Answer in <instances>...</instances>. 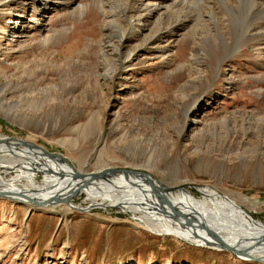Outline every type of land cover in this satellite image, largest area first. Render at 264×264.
Instances as JSON below:
<instances>
[{
	"label": "rangeland",
	"instance_id": "obj_1",
	"mask_svg": "<svg viewBox=\"0 0 264 264\" xmlns=\"http://www.w3.org/2000/svg\"><path fill=\"white\" fill-rule=\"evenodd\" d=\"M63 2L0 0V135L33 136L31 142L62 153L79 173L133 168L182 185L195 197L215 191L264 228V138L254 127L242 132L231 125L243 122L240 111L252 115L254 126L264 116V19H256L251 0H232L234 10L222 2L228 12L214 20L227 26L220 36L212 24L215 40L200 35L203 0H166L165 6L189 8L174 18L192 17L194 31L184 27L162 38L159 50L145 47L147 34L162 25L156 17L143 18L145 28L120 48L134 51L127 68L103 45L109 28L104 10L124 8L122 16L114 15L120 20L112 30L120 32L142 3L155 0ZM234 37L237 47L222 59L224 40ZM192 69L200 71L192 76ZM196 75L202 77L198 90L185 97L178 89L193 87ZM225 118L242 148L232 142L204 153L199 168L196 153L206 145L201 133L222 132L227 121L201 130L203 123ZM237 149L245 154L234 156ZM2 160L1 176L20 174ZM39 173L37 182L51 183ZM66 200L39 208L0 197V264H264L202 246L179 227L171 234L151 230L126 205L91 206L85 192L69 193Z\"/></svg>",
	"mask_w": 264,
	"mask_h": 264
},
{
	"label": "bare ground",
	"instance_id": "obj_2",
	"mask_svg": "<svg viewBox=\"0 0 264 264\" xmlns=\"http://www.w3.org/2000/svg\"><path fill=\"white\" fill-rule=\"evenodd\" d=\"M54 1L63 2L64 0ZM165 1L166 0H155V2L152 4H148L147 2L144 4L142 3L141 6H143L142 8L145 12L141 13L139 11H141L142 8H137L136 10L138 13L136 12L135 15H131V17H129L128 28L127 26H123L120 32H114L112 30L115 23L119 22L120 20L114 19V15L117 14L119 16H122L120 12L123 13L124 8H121L120 5H114L115 7L113 8H115V11L114 9L112 10L111 7L110 9L104 10V18L107 20L105 22L109 28L107 29L108 32L106 34L107 41L103 45L113 48L114 53H118L120 55L123 67L127 68L129 62L132 61L134 51H129L128 53L124 54L120 52V48L125 42L124 39H129L131 34L145 28V17H156V25H162L161 27L159 26L158 28H156V30H154L152 33L147 34L143 42V44H146L145 47L149 44V48L159 50L157 44L162 38H169L184 27V29H186V27H191V29L193 30V19H191L192 17L190 18L189 16H183L184 18H174L175 14L185 12L189 8L186 9L185 7H178L174 9L171 6H165ZM171 1L176 2L177 0ZM208 1L209 0H203V3H205L204 5L202 3L203 7L200 13L201 27H199V30H201L200 35L205 37L208 34L210 39L215 40L216 36L212 32V24L219 30L218 34L220 36L224 34L220 30L224 29V27L227 25H225L224 19H214L218 16L220 17V15L225 16L227 11H225V8L234 10V7L236 5L231 2L232 0H219L221 1V5L215 4L217 6H213L214 4H209L210 2H212V0H210L209 2ZM67 2H69L68 5H71L75 3V0H65L63 3L67 4ZM222 2L225 8L222 6ZM251 2L253 4V11L258 14L256 15L258 16L256 19H264V0H251ZM198 5H195L197 9L199 8ZM197 9H194V11ZM163 10H166L165 13H163ZM172 18H174V20ZM261 28H264V25H262ZM195 32H197V30H195ZM194 39H196L197 44L198 40L197 38H195V36ZM243 39L244 34L242 37L237 38L238 41H241ZM235 40L236 37H234L230 43H227L226 40H224L222 59L230 55L229 48H233L234 50V48L237 47V42H235ZM221 41L223 42L222 37ZM143 44H141V46H143ZM194 47L196 48L195 45ZM261 49L264 50V44ZM105 51L107 53L109 52L108 50ZM105 60L108 61V56L105 57ZM196 60L197 58H192L193 63ZM115 69L116 67L110 68V72L106 71L107 73L104 74V77H108L110 74L114 73ZM199 71V69H192L190 71V75L193 76V74H197L199 73ZM201 78L202 77L197 78L196 75V80L193 87L185 89V84H183L179 87L178 90L180 91V93H182V95L184 94L185 97L190 95L192 96L193 93H195V90H198V82ZM192 80H194V78ZM238 113L240 115V120H242L243 122L240 123V125L239 123L238 125L231 123L230 124L234 125L235 128H238L242 132L247 131L248 127H254L258 130V132L261 133V138L263 139L264 116L258 119L261 121L260 125L254 126L250 123L252 118L251 114H247L241 111ZM225 122L226 126L223 129L224 131L222 132L213 130L215 131V134H212V132L209 133L207 130H204L203 133H201L202 136L200 137V141L206 143V145H201L203 147L201 149L198 148L199 150H197L196 153L197 157L200 159L197 163V166L199 168L203 167L202 161L204 158V153L214 151L217 147L220 148L225 144L230 145V143L232 142H235V144H237L240 149L242 148L241 145H243V142L236 139L237 135H234L236 134V132L235 130L232 131L230 129V124L227 118L221 119L215 123H203L201 130L205 128L216 129V124L221 125L220 127H222V123ZM245 123L247 125L246 127ZM43 127L44 129L49 128L46 123H44ZM207 132L211 136L208 135ZM202 138L204 139L201 140ZM212 138H216L217 140H210ZM227 138H229L230 140ZM32 139H34L33 136H30L27 139L30 141H27L19 138L0 135L1 160H8L10 164L7 165H11L12 169L16 168L20 172V174H16L15 177H13L11 180H7L0 175V187L5 188L8 191L32 193L34 195L36 194L38 198L53 196L51 198V202L43 206L45 208L55 206L56 203H60L62 201H67L66 198L69 196V193L73 194V189L78 188L79 190H75L76 193L73 195L85 192L91 202V206H105V202H109V204L112 205H126V207L129 208L128 211H130L132 217L141 220L145 224V226L151 230H160L164 233L171 234L175 233V231L179 227L182 228L187 235L191 234L194 239L201 242V244H204V242H206L207 240L213 241L215 238H221L225 242L238 249H244L247 245L255 246V249H249V252L251 254L250 256L264 258V242L259 243V240L263 239L262 237H264V228H262V226H260L259 224L256 225L254 223H250L244 216V214L233 203L226 202L224 199H222V197H220L217 192L213 191L210 194H204L202 197H195L182 185L180 186L175 182L174 184L164 183L154 178L151 174L149 175V173L147 177L139 176L136 174L125 175L122 173L114 172L104 178H79L76 176V174H78L79 172L74 170L72 162L66 160L62 153H50L45 148L31 142ZM70 141L72 140H69V142ZM217 141L219 144L217 143ZM66 142H68L67 139ZM244 152L245 149L242 151L238 150L236 153L233 152V154L234 156L235 154L241 156V154H243ZM13 156L16 157L15 161L11 160ZM38 169L41 171V174L43 176V180L41 179L42 181L46 182L48 178L51 179L50 184L45 183L46 185H48V188L45 186V184L37 182L35 174L38 172ZM109 169H111V167L82 174L97 175L99 173L101 174L103 172H106ZM27 175L31 176L29 181L26 177ZM113 177L114 179H112ZM61 178L66 179L60 180V182L57 184L56 181ZM49 188L53 190H49ZM54 197H60V200H55ZM88 209H90V207ZM239 258L241 259V257Z\"/></svg>",
	"mask_w": 264,
	"mask_h": 264
},
{
	"label": "water",
	"instance_id": "obj_3",
	"mask_svg": "<svg viewBox=\"0 0 264 264\" xmlns=\"http://www.w3.org/2000/svg\"><path fill=\"white\" fill-rule=\"evenodd\" d=\"M38 172L41 173V171L39 169H38ZM114 172L122 173L125 175L136 174V175L143 176V177H147V175H148V173L145 172L144 170H137V169H133V168H127V169H124V168L113 169L112 168L106 172H103L101 174L99 173L97 175H94V174L93 175H91V174L86 175V174L78 173V174H76V176L79 178L89 177L91 179H95V178H104V177H106V176H108ZM63 179H66V178H61L59 180H63ZM75 190H79V189L74 188L73 194L76 193ZM0 197L10 199V200H14V201L20 202V203H26V204H29L30 207L42 208L45 204H48L51 202V198L53 196L39 197L38 198V196H36V194L34 195L32 193L8 191L7 189L0 187ZM54 198H55V200H60V197H54ZM30 212L31 211L29 210L28 214H30ZM262 238L263 239L259 240V243L264 242V237H262ZM202 246H206V247H210V248H217L220 250L222 249V250H225V251L232 253L235 256H239L243 259H249V260L259 262V263H264V258L250 256L251 254L249 251L251 249H255L256 248L255 246L247 245L246 248H244V249H238V248H235L234 246L230 245L229 243L225 242L221 238H215L213 241L207 240L206 242H204V244Z\"/></svg>",
	"mask_w": 264,
	"mask_h": 264
}]
</instances>
